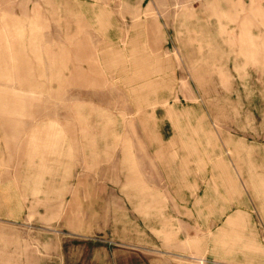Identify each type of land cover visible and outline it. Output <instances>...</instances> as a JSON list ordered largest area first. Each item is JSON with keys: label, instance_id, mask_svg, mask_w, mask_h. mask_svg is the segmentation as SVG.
<instances>
[{"label": "rangeland", "instance_id": "obj_1", "mask_svg": "<svg viewBox=\"0 0 264 264\" xmlns=\"http://www.w3.org/2000/svg\"><path fill=\"white\" fill-rule=\"evenodd\" d=\"M0 264H264V0H0Z\"/></svg>", "mask_w": 264, "mask_h": 264}, {"label": "crops", "instance_id": "obj_2", "mask_svg": "<svg viewBox=\"0 0 264 264\" xmlns=\"http://www.w3.org/2000/svg\"><path fill=\"white\" fill-rule=\"evenodd\" d=\"M233 221V219L231 218L230 222Z\"/></svg>", "mask_w": 264, "mask_h": 264}]
</instances>
